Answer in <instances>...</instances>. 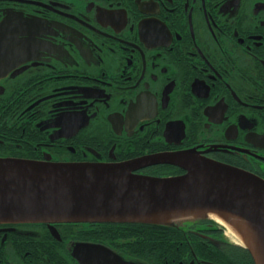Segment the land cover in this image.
Instances as JSON below:
<instances>
[{
  "label": "flooded vegetation",
  "instance_id": "obj_1",
  "mask_svg": "<svg viewBox=\"0 0 264 264\" xmlns=\"http://www.w3.org/2000/svg\"><path fill=\"white\" fill-rule=\"evenodd\" d=\"M193 151L264 180V0H0V157ZM238 226L0 222V264H256Z\"/></svg>",
  "mask_w": 264,
  "mask_h": 264
},
{
  "label": "water",
  "instance_id": "obj_2",
  "mask_svg": "<svg viewBox=\"0 0 264 264\" xmlns=\"http://www.w3.org/2000/svg\"><path fill=\"white\" fill-rule=\"evenodd\" d=\"M186 171L131 172L138 160L55 162L0 157V222L120 221L183 226L215 214L238 226L264 264V180L189 150L161 155Z\"/></svg>",
  "mask_w": 264,
  "mask_h": 264
},
{
  "label": "bare ground",
  "instance_id": "obj_3",
  "mask_svg": "<svg viewBox=\"0 0 264 264\" xmlns=\"http://www.w3.org/2000/svg\"><path fill=\"white\" fill-rule=\"evenodd\" d=\"M212 216L215 218V219H222L221 217L215 215V214H212Z\"/></svg>",
  "mask_w": 264,
  "mask_h": 264
},
{
  "label": "trees",
  "instance_id": "obj_4",
  "mask_svg": "<svg viewBox=\"0 0 264 264\" xmlns=\"http://www.w3.org/2000/svg\"><path fill=\"white\" fill-rule=\"evenodd\" d=\"M159 226V225H158ZM162 227H168V226H162Z\"/></svg>",
  "mask_w": 264,
  "mask_h": 264
}]
</instances>
